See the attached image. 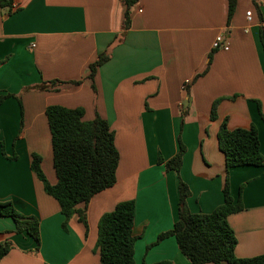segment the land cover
<instances>
[{
	"label": "crops",
	"instance_id": "1",
	"mask_svg": "<svg viewBox=\"0 0 264 264\" xmlns=\"http://www.w3.org/2000/svg\"><path fill=\"white\" fill-rule=\"evenodd\" d=\"M125 11L121 0H13L11 8L0 7V96L13 95L0 104V201L38 218L41 235L35 253L33 238L0 217V244H13L0 264H100V219L126 201L136 205L135 264H191L174 237L155 244L178 220L180 180L191 191V213L223 205L224 121L229 130L255 125L264 156L257 105L264 114V0H237L230 23L228 0H140L126 31ZM219 35L229 51L213 49ZM106 51L110 60L91 83L90 65ZM53 81L61 84L49 86ZM55 105L84 108L85 121L99 115L115 133L117 183L77 207L86 209L87 229L77 215L63 228L58 202L31 169L39 155L45 177L56 184L46 116ZM179 139L186 153L178 174L166 163L179 152ZM229 183L235 200L243 186L244 211L228 219L235 255H264V166L233 168Z\"/></svg>",
	"mask_w": 264,
	"mask_h": 264
},
{
	"label": "trees",
	"instance_id": "2",
	"mask_svg": "<svg viewBox=\"0 0 264 264\" xmlns=\"http://www.w3.org/2000/svg\"><path fill=\"white\" fill-rule=\"evenodd\" d=\"M140 0H121L125 7L126 31L131 26V10ZM13 0H0V7L11 8ZM237 0H228V23L236 10ZM260 39L264 48V30L260 31ZM110 51L101 54L97 61L90 65L87 80L94 83L100 67L110 60ZM212 56H210V61ZM5 62V61H4ZM4 62H1L3 64ZM54 87L61 82L49 83ZM79 85L80 82H72ZM13 95L0 96V104ZM19 100V99H18ZM224 99L216 100L211 109V119H217V108ZM258 112L264 121L261 104L257 102ZM46 116L52 137L53 164L57 182L51 185L42 169V158L32 156L31 169L43 183L47 195L55 199L65 217L63 228L75 215L88 228L87 213L77 209L79 205L89 204L94 196L112 188L117 183L116 173L120 154L115 145V133L108 121L96 115L92 121H85V109H69L63 106H49ZM218 145L225 156V184L223 188L224 203L210 214H193L189 211L187 200L191 191L186 183L180 180L178 220L173 229L161 234L155 244L174 237L181 253L191 264H264V255L249 259H238L235 255L237 238L230 226V216L244 211L241 187L237 200L230 191L229 171L243 166H264L261 153L259 133L255 125L249 128L229 130L224 121L218 134ZM179 152L166 163V170L178 174L183 165L186 148L179 139ZM16 159V158H14ZM163 163L162 159L159 161ZM134 201L118 204L112 212L102 216L98 227L97 248L100 264H135L134 252L136 237ZM0 217L10 218L15 223L17 234H28L36 243L34 252L41 248L40 222L34 216H26L18 212L11 202L0 201ZM13 249L11 242L0 244V261ZM156 264H173L161 261Z\"/></svg>",
	"mask_w": 264,
	"mask_h": 264
},
{
	"label": "built area",
	"instance_id": "3",
	"mask_svg": "<svg viewBox=\"0 0 264 264\" xmlns=\"http://www.w3.org/2000/svg\"><path fill=\"white\" fill-rule=\"evenodd\" d=\"M247 17L251 19V12L247 13ZM214 50H222V51H229L230 43L229 40L226 38L225 35H219L213 43Z\"/></svg>",
	"mask_w": 264,
	"mask_h": 264
}]
</instances>
